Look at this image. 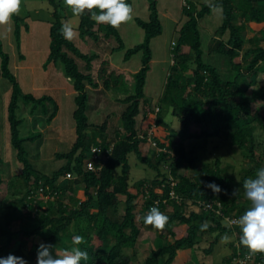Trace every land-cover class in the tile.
<instances>
[{"label": "trees", "instance_id": "16d2710c", "mask_svg": "<svg viewBox=\"0 0 264 264\" xmlns=\"http://www.w3.org/2000/svg\"><path fill=\"white\" fill-rule=\"evenodd\" d=\"M126 2L131 5V0ZM210 2L221 6V22L215 34L227 32L224 39L210 47L212 53L220 57L219 60L224 59L225 72L219 69L218 63L202 56L198 21L212 8L206 2L196 6L185 1L181 12L186 18L172 42V61L166 80L156 105L148 106L144 85L151 61L149 43L152 37L161 32L162 25L156 0H147V19L134 17L143 29V41L127 48L124 55L126 58L140 50V65L131 73L132 85L124 81L126 86L122 92L115 91L118 95L116 100L123 106L119 113L120 126L113 130L109 139L105 132L106 118L99 123L92 122L87 114L88 91L98 87L91 63L100 54L98 51L81 52L61 35L63 5L59 0H48L52 6V17L45 63L54 61L61 64L72 82L75 103L72 112L75 139L68 150L56 153L64 161L50 173H41L28 159L23 142L33 141L40 132L21 136L19 126L22 119L17 116L16 110L20 101L24 106H29L31 113L38 107L47 112V103H51L52 110L47 117L50 120L56 113L57 105L48 95L35 97L30 92L21 91L8 67L9 56L0 40V77L7 78L11 85L6 114L10 142L15 149L16 159L21 163L22 202L27 208L26 218L35 222L29 229L19 228L9 232L5 240L0 241V257L12 254L23 257L27 264H37V248L41 242L53 245V249L58 246L61 251L71 250L77 247L72 244L73 235H81L85 243L78 247L87 251L90 257L81 264H133L140 229L152 228L144 225L142 217L153 206L159 207L169 217V222L163 232L154 229L153 244L148 253L137 261L138 264H171L177 252L186 248L190 252L187 264H201L197 251L201 240L207 242V246L201 247V250L204 254H210L222 233L236 234L238 243L233 246L230 255L212 264H231L236 255L244 257L248 254V250L239 243L240 228L236 225L229 227L225 217L241 216L250 207L244 190L237 197L232 195L233 190L242 187L245 179L255 178L257 169L264 167V138L260 139L257 132L258 129L264 130V112L260 109V105L264 104V81L247 96L237 79L257 72L264 73V43L260 44L264 40V0ZM12 19L18 40L20 17L15 15ZM248 23L256 30L245 38L242 30ZM75 28L80 37L91 39L94 45L102 36L107 40L112 37L119 43L117 47L122 46L116 28L97 24L87 12L78 17ZM245 41L249 45L239 55ZM75 57L80 58L83 64ZM114 71L111 69L104 73L100 70L97 74L103 86L111 91L122 82L119 73ZM252 100L259 103L254 110H251ZM141 109L144 128L137 119ZM167 114L179 121V128L172 135L168 134L170 122L165 119ZM151 125L149 137L155 141V145L148 140L147 128ZM160 125L166 127L161 132L163 135L158 128ZM88 127H93L98 136L87 135ZM201 137H221L234 150L240 151L243 162L238 179L234 178L229 171L230 166L225 165L215 151L210 159L204 160L199 158L196 143L185 148L186 138L197 140ZM146 141L151 149L149 153L141 150L140 143ZM92 145L98 146L106 156L100 164L95 161V167L87 169L85 161ZM131 152L139 162L155 171L151 179L140 178L129 183L127 156ZM66 172L71 173V177L66 178ZM210 182L219 185L222 191L214 193L205 187ZM78 185L82 187L83 198L76 197ZM39 187H42L41 190ZM50 193L53 194L52 198H43V195ZM66 193L70 196L63 201L61 197ZM119 202L123 203V212L120 218L113 219L109 209L116 211ZM206 202H210L211 207L205 208ZM41 206L43 208L39 210ZM168 207L171 209L168 210ZM0 216L6 222L14 218L12 212L2 207ZM204 222L210 226L206 231H201L200 226ZM177 224L185 225L183 233L179 234ZM43 231L47 234L42 235ZM18 234L26 240V244L22 245L18 240L12 246H7ZM37 236L40 240L35 239ZM108 236L113 238V242L106 241ZM53 249L55 256L57 253ZM126 249L133 251L128 253ZM252 259L253 264H264V254L250 256ZM236 264L240 263L236 261Z\"/></svg>", "mask_w": 264, "mask_h": 264}, {"label": "rangeland", "instance_id": "374dc122", "mask_svg": "<svg viewBox=\"0 0 264 264\" xmlns=\"http://www.w3.org/2000/svg\"><path fill=\"white\" fill-rule=\"evenodd\" d=\"M62 5V12L64 14L63 22H71L77 33L75 38L71 41L81 52H93L98 51L100 56L98 59L92 60V72L98 82V87L88 91V117L92 122H101L106 118V136L111 139L112 132L115 128L120 126L119 113L123 104L116 100V92H122V89L126 86V81L129 86L132 85L133 78L131 73L136 71L140 65L141 51H134L124 58L127 48L134 46L135 44L143 41L144 32L141 26H139L134 17H140L147 19L148 8L147 0H131V6L133 8V19L125 24H122L118 29L120 39L122 42L121 47L118 46V42L114 38L109 40L102 36L96 41L94 45L91 39L82 38L78 34V30L75 28L78 17L73 16L70 9H68L63 0H59ZM199 6L200 3L206 2V0H156V7L158 17L160 19L162 29L161 32L150 40L151 49V61L150 69L147 72L144 93L149 102L147 104L150 107L156 105V100L162 91L164 82L166 80V74L169 65L172 61V42H174L177 36V29L186 18L181 12V7L184 2ZM52 6L48 3V0H22L21 11L19 13V36L18 40L14 34V21L10 26V31L5 26H0V40L3 50L7 52L9 56L8 67L14 74L19 87L22 92H30L35 97L41 95H48L55 101L57 110L52 119L48 120V114L52 110L51 103H47V112L40 110L38 107L33 113L29 112V106H24L21 101L16 110L18 117L22 119L20 128V135H27L31 132H40L39 135L32 140L24 141L23 145L27 153V157L37 170L41 173H50L64 160L57 157L56 153L68 150L73 140L75 139L74 133V118L72 115L75 107L74 103V89L72 82L67 77L59 62H46V58L49 52V25L51 21ZM235 16V21H237ZM221 22V8L219 10H213L208 14L202 16L198 21V27L200 29L201 46L203 50V58L213 63L219 64V69L225 72L224 59L219 60L217 54L212 53L210 50L211 45H215L220 39H224L227 32L222 35L215 34V29ZM258 28V27H255ZM256 30V29H255ZM251 28V24H246V27L242 30L244 37L248 38L254 31ZM212 41L210 42V40ZM264 40L260 41L263 44ZM249 45L247 41L244 42L242 49L239 50V55L243 52L244 48ZM112 48V50H111ZM80 64L83 61L80 58L75 57ZM111 69H114L116 73H119L122 82L115 86V90L111 91L105 88L102 84V79L98 77V71L103 70L107 73ZM238 82L243 88L245 94L250 96L252 89L260 85L264 81V73L257 72L253 75L239 76ZM128 86V87H129ZM11 85L7 78L0 77V207L4 210L12 212L14 218L9 222H6L2 216H0V241H4L9 232L17 230L19 228L29 229L35 225V222L29 221L26 218L27 208L22 202L23 184L21 183V163L15 157V149L10 142L9 124L7 121V104L10 99ZM90 92V94H89ZM251 110H254L259 103L252 100L250 102ZM261 112H264V104L260 105ZM165 111V110H164ZM165 113V112H163ZM138 122L140 121L141 127L144 128L145 121L142 118V109L137 116ZM165 119L170 122L168 125L169 133L172 135L176 129L179 128V121L172 115L167 114ZM160 133L165 131L164 125L158 127ZM148 129V128H147ZM260 134V139L264 138V130H257ZM87 135L98 136L97 131L93 127L86 129ZM95 134V135H94ZM163 135V133H161ZM164 139V138H163ZM194 143L197 145V153L199 158L207 160L212 156V152H216L221 156V159L225 165L230 166V173L235 179L240 176V167L243 162V157L240 151L234 150L231 144L227 140H223L221 137H201L197 140L194 138H186L184 140L185 148H189ZM169 144V142H168ZM149 143H140L141 150L145 153L150 152ZM129 163V183L136 181L140 178L151 179L154 176L155 171L147 165L139 162L135 155L131 152L128 154ZM243 192L242 187H239ZM81 185H78L76 191L77 198H83ZM70 196L69 193L64 194L61 197L63 201H66ZM245 196V195H244ZM250 203V202H249ZM251 206V203H250ZM43 206L39 207V210ZM171 208L168 207V210ZM123 212V203L119 202L116 211L109 209L111 218H120ZM179 228V234L184 232L185 225L177 224ZM42 235L47 234L43 231ZM229 237L228 240H224L223 237ZM155 237V231L153 228L140 229L138 234V246L134 251L136 261L133 264H138L143 254H147L149 248L152 246V242ZM169 239V236H166ZM36 240H40L37 236ZM20 241L22 245L26 244V240L22 239L20 235L14 236L7 246H12L16 241ZM107 242H113L111 236L107 237ZM237 238L234 233H222L217 237V241L213 246V250L210 254H204L201 247L207 246L205 240H201L200 249L198 254L201 264L219 263L224 257L231 254L233 246H237ZM132 249H126V252L131 253ZM55 253H62L58 246L53 249ZM2 250H0V254ZM189 249H181L177 252L174 260L171 264H187L189 258ZM234 260V259H233ZM253 259L249 260L246 264H253ZM231 264H236V260Z\"/></svg>", "mask_w": 264, "mask_h": 264}, {"label": "clouds", "instance_id": "9594fccd", "mask_svg": "<svg viewBox=\"0 0 264 264\" xmlns=\"http://www.w3.org/2000/svg\"><path fill=\"white\" fill-rule=\"evenodd\" d=\"M63 3L73 16L80 17L87 12L97 24H106L116 29L133 19V8L126 0H63ZM206 3L213 10L221 7L210 0H206ZM21 6L22 0H0V26H5L10 31L12 18L19 15ZM60 33L68 41H72L77 35L70 21L62 24ZM205 187L214 193L222 191L214 182L206 184ZM242 188L251 206L238 219L229 221L228 226L236 225L240 228L239 243L248 250L249 256L264 254V167L257 169L255 178L245 179ZM239 192L240 189H234L232 195L237 197ZM142 219L144 225L161 232L169 222V217L157 206L151 207ZM209 226L208 222H204L200 230L206 231ZM223 239L228 240L229 237L225 236ZM83 243V236L73 235L72 244L77 247L53 256V245L41 242L37 248V264H81L82 261H88V252L78 247ZM0 264H27V261L23 257L9 254L7 257H0Z\"/></svg>", "mask_w": 264, "mask_h": 264}, {"label": "built area", "instance_id": "2783aa9c", "mask_svg": "<svg viewBox=\"0 0 264 264\" xmlns=\"http://www.w3.org/2000/svg\"><path fill=\"white\" fill-rule=\"evenodd\" d=\"M151 130H152V125L151 127H149L147 129V133H148V140L151 141V144L155 145V141L151 140V138L149 137L151 135ZM106 156V154H103V152H101L100 148L98 146L92 145L90 147V152H89V156L85 161V165L87 169H92L95 167V161L99 162V164L101 163V160ZM99 166V165H98ZM65 177L69 178L71 177V173L66 172L65 173ZM42 187H39V190H41ZM53 194H45L43 195L44 199L47 198H52ZM218 204V202H217ZM205 208H209L211 207V203L210 202H206L205 203ZM240 216L237 215H232V216H227L226 221L229 222L231 220H235L238 219ZM235 260L240 263V264H246L249 260H250V256L249 254H246L244 257L240 256V255H236L235 256Z\"/></svg>", "mask_w": 264, "mask_h": 264}, {"label": "crops", "instance_id": "0c3cea01", "mask_svg": "<svg viewBox=\"0 0 264 264\" xmlns=\"http://www.w3.org/2000/svg\"><path fill=\"white\" fill-rule=\"evenodd\" d=\"M212 41V39L210 40V42ZM211 47H213V45L209 44Z\"/></svg>", "mask_w": 264, "mask_h": 264}]
</instances>
